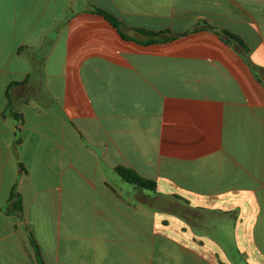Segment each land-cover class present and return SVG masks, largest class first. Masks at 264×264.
<instances>
[{
	"label": "crops",
	"instance_id": "crops-1",
	"mask_svg": "<svg viewBox=\"0 0 264 264\" xmlns=\"http://www.w3.org/2000/svg\"><path fill=\"white\" fill-rule=\"evenodd\" d=\"M30 234L44 264H264V0H0V264Z\"/></svg>",
	"mask_w": 264,
	"mask_h": 264
},
{
	"label": "trees",
	"instance_id": "trees-1",
	"mask_svg": "<svg viewBox=\"0 0 264 264\" xmlns=\"http://www.w3.org/2000/svg\"><path fill=\"white\" fill-rule=\"evenodd\" d=\"M92 12L103 17L110 25H112L114 28L119 30L121 23L119 22V20L114 15L107 13L103 10L97 9V8L92 9ZM140 32L143 33L144 35L154 36L152 33H149V32L144 31V30H140ZM224 34L228 35L230 38H232L236 42H240V40L236 36L231 35L230 33H227V32H225ZM123 38L127 39V37H123ZM152 41H153V39H151L150 42H152ZM116 171L124 181H126L129 184L136 186L137 188L150 190V191L155 190L154 182L140 178L132 170L124 169V168H117ZM9 202L11 203L10 207L12 208V211L18 215H21V213H22L21 196L17 192L12 191L10 194ZM30 243H31L32 248L35 251L38 264H44L43 261L41 260V257H40L38 244L36 243V241L34 240V238L31 234H30Z\"/></svg>",
	"mask_w": 264,
	"mask_h": 264
}]
</instances>
